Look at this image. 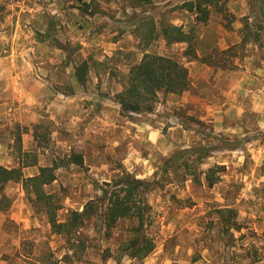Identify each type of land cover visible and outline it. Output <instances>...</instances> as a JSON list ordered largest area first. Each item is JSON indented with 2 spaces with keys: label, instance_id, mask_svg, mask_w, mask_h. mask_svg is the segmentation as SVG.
I'll return each mask as SVG.
<instances>
[{
  "label": "rangeland",
  "instance_id": "rangeland-1",
  "mask_svg": "<svg viewBox=\"0 0 264 264\" xmlns=\"http://www.w3.org/2000/svg\"><path fill=\"white\" fill-rule=\"evenodd\" d=\"M185 1L0 0V165L28 178L55 163L43 190L59 221L124 173L146 181L140 234L153 244L142 259L123 255L136 222L106 228L100 217L67 241L31 187L10 181L0 188V264H264V0H219L224 14L211 5L205 22ZM145 17L157 39L143 48ZM166 25L190 34L196 58L165 43ZM146 53L184 65L189 87L159 92L150 113H122L117 95Z\"/></svg>",
  "mask_w": 264,
  "mask_h": 264
},
{
  "label": "trees",
  "instance_id": "trees-1",
  "mask_svg": "<svg viewBox=\"0 0 264 264\" xmlns=\"http://www.w3.org/2000/svg\"><path fill=\"white\" fill-rule=\"evenodd\" d=\"M218 1L189 0L181 4V9L188 13H194L196 21L205 22L211 5L216 12L224 14L225 11H222L221 6L217 9ZM138 2L140 4L149 3V0H138ZM137 32H139L143 48L157 39L155 24L151 18H143L137 27ZM162 37L166 44H186L183 56L189 59L196 58L192 37L189 33H185L180 26H164ZM242 42L248 43L246 36H243ZM86 71L87 64L85 62L74 67L73 77L78 85L84 84ZM188 87V71L184 65L169 57L146 53L137 64L129 69L126 85L117 95V103L122 113H150L159 92L177 95L185 92ZM189 151L191 150L179 154ZM68 159L72 164H82L80 155L72 154ZM57 168L58 166L53 163L51 166L38 168L36 175L24 178L20 168H5L0 165V188L10 181H20L29 194L30 186L33 205L42 209L51 230L64 236L67 241L76 240L75 237L79 229L88 219L100 217L106 228H111L117 220L133 219L137 225L136 235L126 244H121L119 251L123 255L137 259L144 258L152 251V242L140 234L148 218V206L141 197V190H145L147 186L146 181L132 178L124 173L118 179L113 180L112 184H109V189H100L101 194L88 200L80 211H70L65 221H59L57 219L59 204L53 195L47 194L43 190V187L55 180ZM205 180L208 186L215 183L208 175Z\"/></svg>",
  "mask_w": 264,
  "mask_h": 264
},
{
  "label": "crops",
  "instance_id": "crops-1",
  "mask_svg": "<svg viewBox=\"0 0 264 264\" xmlns=\"http://www.w3.org/2000/svg\"><path fill=\"white\" fill-rule=\"evenodd\" d=\"M264 8V7H263Z\"/></svg>",
  "mask_w": 264,
  "mask_h": 264
}]
</instances>
